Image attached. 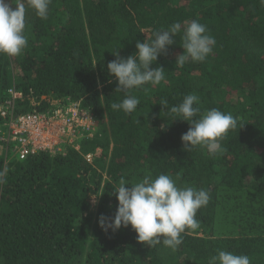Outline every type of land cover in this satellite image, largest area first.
I'll list each match as a JSON object with an SVG mask.
<instances>
[{
	"label": "trees",
	"instance_id": "1",
	"mask_svg": "<svg viewBox=\"0 0 264 264\" xmlns=\"http://www.w3.org/2000/svg\"><path fill=\"white\" fill-rule=\"evenodd\" d=\"M12 1L13 8L25 4L29 42L19 56L0 54V104L15 87L23 95L18 112L46 110L50 100L70 98L94 112L99 123L79 151L41 152L22 161L0 154V264H209L219 250L264 264V202L231 199L249 186L264 191V5L52 0L45 20L27 0ZM192 20L206 25L216 40L206 60L175 64L184 52L178 35L167 55L151 65L164 67V81L146 85L147 94L134 93L141 101L136 114L113 110L124 93L116 91L118 81L107 70L115 59L109 49L133 55L147 35ZM188 94L200 98L201 113L194 119L216 108L238 120L216 155L202 147L184 150L181 136L190 125L173 120L170 108ZM96 149L101 152L91 163L85 156ZM177 173L179 186L204 189L210 200L196 214L199 227L187 229L175 251L139 242L130 225L116 231L100 227L101 214L115 215L113 192L121 177L138 182L145 175Z\"/></svg>",
	"mask_w": 264,
	"mask_h": 264
},
{
	"label": "clouds",
	"instance_id": "2",
	"mask_svg": "<svg viewBox=\"0 0 264 264\" xmlns=\"http://www.w3.org/2000/svg\"><path fill=\"white\" fill-rule=\"evenodd\" d=\"M259 2L264 5V0ZM51 3L52 0H27V6L35 10L37 17L45 20ZM26 29L25 4L16 3L13 8L6 0H0V54L10 57L21 55L29 42ZM178 35L184 49L175 62L180 66L187 62L205 61L216 44L206 25L192 20L183 27L180 22H175L166 30L156 31L151 38L147 35L143 42L137 41L138 51L133 55H121L119 47L109 49L115 59L107 63V70L118 81L116 91L124 93L120 102L112 103L113 110H122L129 117L136 114L141 101L134 93L143 91L147 94L150 89L146 85H159L164 81V67L158 65L152 68L151 65L162 54L167 55L169 46L177 43L175 37ZM161 104L167 107L166 100ZM199 104L197 95L188 94L179 105L172 106L170 112L176 117L173 120L186 121L190 125L181 136L185 151L202 147L207 149L209 155H216L223 151L221 141L229 131L237 129L238 120L216 108L194 119L201 113ZM180 175L177 173L173 178L160 174L155 179L145 175L138 182L121 177L113 192L118 200L115 215L109 218L101 214L100 227L105 231H116L130 225L136 231L139 242L150 248L162 243L175 251L183 243L182 234L187 229L199 227L196 214L210 200L209 193L204 189L179 186ZM3 182V174H0V183ZM209 264H251V260L246 254L219 250L210 258Z\"/></svg>",
	"mask_w": 264,
	"mask_h": 264
},
{
	"label": "built area",
	"instance_id": "3",
	"mask_svg": "<svg viewBox=\"0 0 264 264\" xmlns=\"http://www.w3.org/2000/svg\"><path fill=\"white\" fill-rule=\"evenodd\" d=\"M22 98V93L11 87L8 98L0 104V133L5 143L0 146L3 154L8 153L7 159L14 156L22 161L41 152L65 154L70 149L79 151L82 142L97 134V115L80 108L79 103L70 98L50 100L46 110L21 113L17 110V101ZM32 102L35 103L34 98ZM100 152L96 149L85 158L92 163Z\"/></svg>",
	"mask_w": 264,
	"mask_h": 264
},
{
	"label": "rangeland",
	"instance_id": "4",
	"mask_svg": "<svg viewBox=\"0 0 264 264\" xmlns=\"http://www.w3.org/2000/svg\"><path fill=\"white\" fill-rule=\"evenodd\" d=\"M7 3H10V5L12 6V0H6ZM61 99H65V98H61ZM2 146L0 147V154H2ZM11 158V157H10ZM9 158V160H10ZM251 179L248 180V184H250ZM263 193L264 191L261 192H256L255 190H253L250 186L246 189V191L242 194V195H238V194H234L231 196V199L233 201H240V202H244V201H252V202H264V198H263ZM96 205V200H93V212L95 211V206ZM226 220V219H225Z\"/></svg>",
	"mask_w": 264,
	"mask_h": 264
}]
</instances>
